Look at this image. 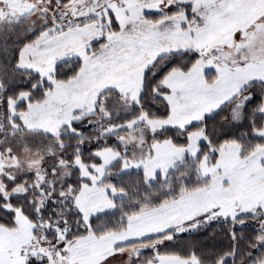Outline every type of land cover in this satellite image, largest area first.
Returning a JSON list of instances; mask_svg holds the SVG:
<instances>
[{"label": "snow or ice", "instance_id": "1", "mask_svg": "<svg viewBox=\"0 0 264 264\" xmlns=\"http://www.w3.org/2000/svg\"><path fill=\"white\" fill-rule=\"evenodd\" d=\"M0 264H264V0H0Z\"/></svg>", "mask_w": 264, "mask_h": 264}]
</instances>
